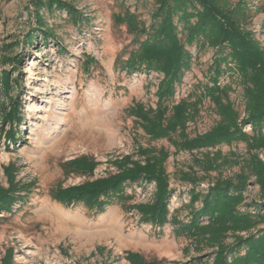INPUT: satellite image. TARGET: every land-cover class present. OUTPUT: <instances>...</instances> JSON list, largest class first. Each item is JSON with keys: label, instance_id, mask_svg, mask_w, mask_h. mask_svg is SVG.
<instances>
[{"label": "rangeland", "instance_id": "374dc122", "mask_svg": "<svg viewBox=\"0 0 264 264\" xmlns=\"http://www.w3.org/2000/svg\"><path fill=\"white\" fill-rule=\"evenodd\" d=\"M81 11L80 25L68 21L64 12H43L46 24L55 38L43 43L37 34L32 45L14 47L24 58L19 66L22 122L18 127L13 151H7L0 138V183L5 184L2 166L13 161L19 166L17 178L22 182L35 180L31 192L13 204L9 213L0 212V260L6 249L13 251L12 264H128L123 259L127 250L140 252L146 259H162L163 264H188L195 252L183 236H176L173 225L161 228L141 223L135 211L126 212L113 203L102 212H95L82 204L70 206L53 201L49 190L56 183L77 184L83 176L65 177L64 161L89 155L100 162L93 177L113 171L108 161L116 156L134 153L138 144L165 147L170 156L166 163L171 195L169 209L183 221L187 219L190 191L204 190L207 183L191 185L178 178L179 170H194L203 175L195 162L205 151L219 150L230 159L246 157L242 142L219 145L199 151H180L165 139L151 140L136 125L127 110L135 102L154 105V91L160 74L144 70L127 73L121 69L132 48V36L124 25H116L113 14L128 7L146 24L154 7L153 0H67ZM235 1V0H231ZM254 14L249 28L264 46V0H246ZM33 0H0V56L2 45L21 41L23 35L36 26ZM126 51L121 53V50ZM190 68L184 72L177 86L175 100L188 94H198L207 80V67L213 50L196 51ZM10 52V53H11ZM97 61L89 71L83 69L86 55ZM8 65L0 60V70ZM235 89L230 93L236 109L243 114L241 88L234 75L221 77ZM194 99V97L192 98ZM217 115L206 98L201 103L199 116L189 124L190 135L206 131ZM7 127V125L5 126ZM249 130L248 125L244 127ZM264 157V153L260 154ZM238 171L237 165L223 169L224 176ZM216 172H210L207 181ZM151 183L128 185L126 193L132 202L150 198ZM246 202L258 200L257 187L248 186ZM264 213V209L262 210ZM102 247V251L97 250ZM188 247L189 253L184 248ZM205 264H210L207 259Z\"/></svg>", "mask_w": 264, "mask_h": 264}, {"label": "trees", "instance_id": "16d2710c", "mask_svg": "<svg viewBox=\"0 0 264 264\" xmlns=\"http://www.w3.org/2000/svg\"><path fill=\"white\" fill-rule=\"evenodd\" d=\"M36 26L28 30L21 41L2 45L0 56L7 69L0 70V138L7 151H13L18 127L22 122L19 66L21 52H11L23 44L32 45L39 34L43 43L55 38L54 30L46 24L43 12H64L68 21L80 25L84 18L79 9L67 0H33ZM149 23L141 20L128 7L113 14L116 25H124L132 36V48L124 59H116L127 73L144 70L156 72L160 78L154 91V105L132 104L127 112L140 130L151 140L165 139L175 149L192 152L231 145L245 144L247 155L232 159L217 150L205 151L195 162L203 175L196 171L179 170L178 178L198 185L206 182L204 190L190 191L187 219L181 220L170 212L169 173L166 163L170 156L163 147L138 144L134 153L116 156L108 161L113 171L93 177L100 164L94 157L80 155L61 165L65 177H86L77 184L56 183L49 190L50 198L65 206L82 204L102 212L117 203L126 212L135 211L144 224L161 228L173 225L176 236H183L195 255L188 264H264V46L248 27L253 13L246 0H153ZM196 51L213 50L207 67V80L198 94L190 93L175 100L177 86L190 68ZM121 50V53L125 52ZM11 52V53H10ZM97 61L86 55L83 69ZM226 74L234 75L241 88L243 114L230 98L235 89L231 83H221ZM194 97V99H192ZM208 99L218 119L204 132L190 135L188 126L199 116L201 103ZM7 125V127H5ZM248 125L249 130L244 127ZM237 165L238 171L224 176L225 166ZM5 184L0 183V212L9 213L18 200L31 192L35 180L22 182L17 178L19 166L10 161L2 166ZM210 172H216L207 181ZM252 183L257 187L258 200L246 202L245 192ZM151 183L148 200L132 202L126 193L128 185ZM102 251V247H97ZM186 253L190 250L184 248ZM11 248L0 264L13 263ZM123 259L128 264H163L162 259H146L140 252L127 250Z\"/></svg>", "mask_w": 264, "mask_h": 264}]
</instances>
